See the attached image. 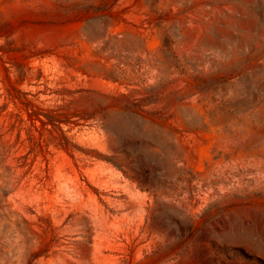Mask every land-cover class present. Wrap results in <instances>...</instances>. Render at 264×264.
<instances>
[{
	"label": "rangeland",
	"instance_id": "374dc122",
	"mask_svg": "<svg viewBox=\"0 0 264 264\" xmlns=\"http://www.w3.org/2000/svg\"><path fill=\"white\" fill-rule=\"evenodd\" d=\"M0 264H264V0H0Z\"/></svg>",
	"mask_w": 264,
	"mask_h": 264
}]
</instances>
